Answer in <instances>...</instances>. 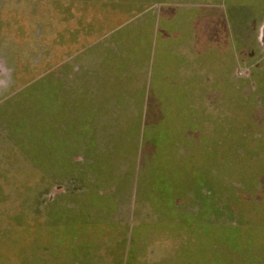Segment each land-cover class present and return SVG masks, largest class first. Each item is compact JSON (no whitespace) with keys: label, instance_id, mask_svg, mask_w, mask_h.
Segmentation results:
<instances>
[{"label":"crops","instance_id":"obj_1","mask_svg":"<svg viewBox=\"0 0 264 264\" xmlns=\"http://www.w3.org/2000/svg\"><path fill=\"white\" fill-rule=\"evenodd\" d=\"M98 1L82 24L72 15L73 37L41 72L42 180L65 182L60 219L79 234L98 229L87 264H112L119 246L123 262L144 238L136 262L208 264L203 215L212 198L194 182L219 186L209 166L223 163L226 115L240 113V71L264 53V0ZM102 3L118 8L96 13ZM81 36L87 46L66 53ZM221 245L226 264H262L235 242Z\"/></svg>","mask_w":264,"mask_h":264},{"label":"rangeland","instance_id":"obj_2","mask_svg":"<svg viewBox=\"0 0 264 264\" xmlns=\"http://www.w3.org/2000/svg\"><path fill=\"white\" fill-rule=\"evenodd\" d=\"M98 3V0H0V264H87L88 260L83 259L85 252L92 251L93 241L99 238L95 237L98 229L80 228L79 234L74 222L59 218L69 211L58 214L55 210L59 204L57 189L61 186L58 185L62 182L63 186L65 182L53 175L42 180L46 175L41 174L40 164L41 72L55 64L58 42L63 38L67 42L73 37L72 15L76 13L75 24L80 25L78 16H84L90 8L93 12V5ZM100 5L95 7L99 14L105 13L104 6L112 11L118 8V3ZM80 38V42L77 39L74 46L67 47L66 53L72 47L87 46V38ZM47 51L54 54L52 58L46 57ZM247 65L240 71V113L234 121L232 118L228 121L232 114L229 110L225 119L224 147L219 149V154L224 156L223 163L208 165L209 176H218L219 186L213 187L216 193L204 189L206 182L202 183L200 177L194 182L198 187L203 185L202 193L212 198L210 228H215L217 223H228L204 235L205 240L208 237V252L213 258L222 253L221 244L226 250L232 249L236 231L248 236L244 238L252 248L248 251H253L257 259H264L263 214L260 213L261 219L254 212L248 217L252 207L254 211L264 212V53L257 54L256 61ZM194 174L198 175L197 170ZM222 185L225 189L218 192ZM48 187L49 196L45 194ZM71 202L65 199L62 203L69 206ZM236 204L243 214L232 225L229 222L234 216L237 218L233 208ZM192 205H195L194 199ZM139 216L145 215L141 212ZM242 236L237 248L243 253L247 249L242 244ZM139 241L147 240L130 244L123 262H120L119 246L118 252L111 254L112 264H143L140 260L134 261L143 251L135 246ZM208 264L217 262L212 259Z\"/></svg>","mask_w":264,"mask_h":264},{"label":"trees","instance_id":"obj_3","mask_svg":"<svg viewBox=\"0 0 264 264\" xmlns=\"http://www.w3.org/2000/svg\"><path fill=\"white\" fill-rule=\"evenodd\" d=\"M210 154H211V153H210ZM251 201H252V199H251ZM248 202H249V200H248ZM209 205H211V201H208V203H206L207 215H205V216H209V213H210V207H209ZM212 205H213V201H212ZM208 207H209V208H208ZM214 208H215V207H214ZM236 208L238 209V213H239V216H240L239 219L241 220V214H243L242 211H241V207H240L239 205L236 204ZM253 209H254V208L252 207V210L250 211V214H249L248 217H250L251 214L254 212V214H255L256 216H260L259 219H261L262 216H263V219H264V212H263V211H260V210H257V209H256V211H254ZM260 213L263 214V215L261 216ZM248 217H246L245 219H248ZM261 221H262V226L264 227V220H261ZM215 228H216V226H215ZM215 228H210V226H208V228H205V229H207V230L205 231V232H206V235H207V236L210 235V234H209V231L212 230V229H215ZM205 229H203V231H204ZM217 229H218V228H217ZM241 236H242V235H240L239 232H236V231H235L231 243H234V242H235V243H237V244L240 245V239H241ZM245 236L248 237L247 235L242 236V244L245 246V250L247 249V251H246V253H247L250 245L247 246V243H245V240H244ZM207 238H208V237H207ZM249 240H250V239H249ZM229 242H230V236L228 237L227 244H228ZM256 242H257V241H256ZM223 243H224V242H223ZM232 246H233V245H232ZM210 247H214V245L211 244ZM233 247H234V246H233ZM237 249H238V248H237ZM250 249H252V248H250ZM238 250H239V249H238ZM239 251H240V250H239ZM243 253H245V252L243 251ZM212 259H214V260L217 262V264H226L223 260L220 259V254H219L217 257H215V258H213V256H212L211 254H209V261L212 260ZM262 264H264V259H262Z\"/></svg>","mask_w":264,"mask_h":264}]
</instances>
